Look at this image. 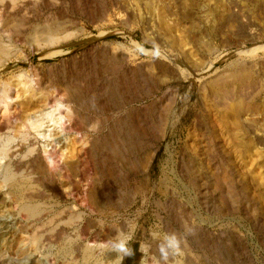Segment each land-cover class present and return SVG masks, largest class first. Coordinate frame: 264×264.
I'll return each mask as SVG.
<instances>
[{"label":"rangeland","instance_id":"rangeland-1","mask_svg":"<svg viewBox=\"0 0 264 264\" xmlns=\"http://www.w3.org/2000/svg\"><path fill=\"white\" fill-rule=\"evenodd\" d=\"M27 1L0 0V84L19 92L16 106L37 93L39 108L20 106L22 118H40L48 107L42 93L78 77L90 98L103 101L106 87L127 95L137 82V89L153 88L131 104L138 110L129 135L137 153L156 132L159 114L166 116L157 151L129 185L131 204L117 210L103 201L101 213L86 209L83 191L122 162L113 149L92 150L89 142L118 125L117 112L106 121L87 113L86 131L85 96L84 109L75 106L84 111L80 129L56 127L55 113L54 123L45 119L44 136L31 125L18 129L20 120L0 132V264H97L95 248L81 235L87 220L111 227L112 240L130 237L135 254L121 264H153L152 246L174 231L181 238L182 224L197 229L203 257L217 256L212 264H264V50L249 51L264 44V0ZM10 26L20 30L19 40L6 32ZM54 27L55 40L43 42ZM105 57L119 69L103 73ZM51 148L59 154L56 164ZM36 155L53 170L43 182L28 167ZM19 184L23 193L39 188L44 196L18 201ZM31 208L37 215L29 221ZM58 225L64 233L47 238ZM101 253L108 260L98 264L116 252L106 246Z\"/></svg>","mask_w":264,"mask_h":264},{"label":"bare ground","instance_id":"bare-ground-1","mask_svg":"<svg viewBox=\"0 0 264 264\" xmlns=\"http://www.w3.org/2000/svg\"><path fill=\"white\" fill-rule=\"evenodd\" d=\"M29 2H31V1H29ZM17 22H19V21H17ZM6 24H7L6 25V27H7L8 26V23H6ZM55 24H56V22H55ZM57 24H58V22H57ZM59 24H61V23H59ZM6 27H5V30H6ZM55 31H56V27H54L53 30L51 31L52 32L51 35H48V37L46 39L43 38V42L44 41H46V42L50 41L51 42V40L53 42V40H55V37H54V32ZM6 32H8V34L10 36L14 37V38L17 37V38H15L16 40L20 36V30L17 29L16 27H14V26L8 27V29H7ZM8 34L6 33V35H8ZM259 50H264V44L263 45H257L254 48L252 47V48L249 49V51H251V52L259 51ZM111 58H109V59L107 58L106 59V57H105L104 58L105 60H104V62L101 65V71L103 73H105V74L113 73V72H115L117 70L118 67H120V64L118 63V61L116 59H114V58H112V59ZM77 79L75 81L74 80L73 81H66V80H64L62 82L57 83L55 85V87H54L53 93H51V94L50 93H42L43 95H42L41 102H44L46 105H48V107L45 108L46 110L40 109V111H41L40 114L39 115L37 114L38 117L40 116L41 119L40 118L34 119L32 117H24V116H23L24 118H22L21 117V113H20V111H21L20 110V106H23V107H25V109H28V110L29 109H34L35 107L39 108L38 107L39 104H37L35 102V100H34V96H36L37 93H34V92L31 93L30 92L29 93L30 96H28L27 98L23 99L22 101L16 103V104H18L16 106V105H14L13 102L16 99H18L19 92L17 90H15V88L13 87V85L10 82L9 83H6V82L5 83L4 82L1 83L2 85L0 84V115H1L0 116L1 117V119H0V132H3L7 128H11L12 126H14L13 125L14 122L20 120V122L17 124V125H19L18 127H20L18 129H21V127L27 129V127L31 125L30 129L31 128L35 129L36 132L38 133V136H44V133H42V132L45 130L44 129L45 123H46L45 119L46 118H50L51 120H49V121H52L54 123L55 122V118L57 119V115H58V120H56V123H54V125L55 124L57 125V123H59L60 126L59 125L58 126L55 125L56 127L61 128L64 131L71 130L72 128H75V127L78 129L79 127H77V126L80 125V123L83 121V120H81V117L80 116H83V115H81V113H83L84 111L81 112V113H79V111L81 109L78 110L77 107L78 106H81V108L84 109L83 108L84 107L83 106L84 103L82 104V102H83L82 101V98L83 97L85 98V96L88 98V101H89V102H86V104L88 103V106L86 107V109H87V111H86V129H85L86 131H87V126L89 125L88 118L90 117V115H91V117H94V118L96 117V121L98 120L97 117H99V120H100V118H102L103 115H105L106 117H104V119H105L104 121H106V120H109V119H114L115 118V112H117V114L119 115V116L117 115L118 116V119L117 120H118V125H119V126L118 125L117 126L119 128L117 126H115V124H114V126H115L114 129L110 130V132L108 134H104V136L102 138H94L95 140L94 141L91 140L89 143L91 144V146L93 148L92 150H94V148H96V147H104V148L107 147V148L113 149V152L117 155V158L121 160L120 163L121 162L122 163L120 164L119 168H117L115 164H110L112 171L110 170V168L108 170V169H105V167H104L105 170H104V172H102L100 174V176H99L100 178L99 179L94 178V179H92V181L90 183L88 182L89 185H90V187L86 191H83V192H86V196H84L83 198L86 199V209L90 210L91 213H99V212L101 213V212L104 211V207H107L108 205L110 206L108 208H110V209L116 208L118 210V209L122 208L123 206L125 207L126 204H129L131 202V200H133V198L135 196L134 195V190L132 188L130 189L129 188V185L131 184V181H132L133 177L141 169V165L144 164V163H146V162H148L149 158L151 157V154H154L157 151V148H158L157 147V142H158V140H160L162 138L161 137V133H163V129L161 128V125L160 124H162V122L164 120L163 119V116L164 117L166 116V114H164L166 111H164V113L162 115L159 114V119L156 122L157 123L156 124V128H157L156 129V132L153 133V136H152L151 139L149 138V140L145 141L144 144L141 145V146H143V149H142V151L140 153L139 152L137 153L136 152V147H137L138 144L133 143V141L130 140L132 138H130L129 135H130V132H132L133 129H134L132 123L134 121L135 115L138 113V110L134 107V105H131V104H133V102L135 100L141 98V97H139L141 95H144L145 97L146 96L147 97L150 96V94L152 93V89L153 88L152 87H149L150 85L149 86L147 85L143 89L142 88H139V89H141V90H139V89L135 88V86H137V84H138V82H137V84L135 83L134 85L132 84V86H131V88H132V90H131L132 91V94L130 92L127 95L125 93H120L118 91H113L112 88L111 89H108L106 87L104 91L106 92L105 94H107V95H105V99L103 101L102 99L99 98V100H98V99H96L97 97L95 98L93 96L90 98L89 97V95H90L89 93H91V92H88L87 90L83 89L81 87V84H78L79 82L77 81ZM28 80H24V82H23V85L25 86V90H23L24 92L30 91L29 88L27 87L29 85L28 84L29 83ZM21 82H19L18 84H20ZM129 84L131 85V82ZM34 85H35V83H34ZM51 87L53 88V86H51ZM84 88H86V87H84ZM84 92L86 93V95H85ZM75 106H77V107H75ZM55 113H56V116H55V118H53V116H54ZM87 113H90L89 117H88ZM78 117L80 118V121L81 122L78 121L79 120ZM104 123L101 122L100 124H97V126H99V128H98L97 131H102V129L105 127ZM116 124H117V122H116ZM92 126H93V128H95V125H92ZM111 128L112 127H110V129ZM7 130H9V129H7ZM48 131H50V130H48ZM86 135H87V133H86ZM86 143H88V142L86 141ZM140 148H142V147H140ZM30 151H32V150H30ZM88 152H90V150L88 151V149H86V154L85 155H87ZM56 153L58 154V152H56L55 150L53 151L52 148L50 149V157L55 162L53 164H56L57 163V161H56V158H57ZM10 155H12V154H10ZM28 163L30 164V166H28V167H30L31 170L33 168V170L37 171L41 175L42 179L40 181L46 180V178L48 176H50V175L53 174V170L50 169L51 167L48 168V166H46V164L43 163V161L37 155L34 158H32V160H30ZM58 164L57 165H51V166H53V168L56 169L57 166H58ZM25 167H27V166H25ZM63 167H65V166H63ZM63 167L61 166V168H63ZM89 167H93V165L91 164V166H89ZM79 168H80V166H79ZM86 168L88 169V166H86ZM64 169H66V168H64ZM66 170H65V174L68 177V176H70V174L68 175V173H67ZM54 174H56V173H54ZM9 175H11V174H9ZM41 177H39V179ZM86 177H88V176H86ZM37 182H39V181H37ZM23 184H19L18 185L19 186L18 187V190H16V197L19 199L18 201L22 200L21 198H23V199L24 198H26V199L28 198L27 200L34 201V202L38 203L37 202V199L40 198L41 196L42 197L44 196L43 192H41L39 190V188L37 187L38 189L29 192V194L23 193V190L24 189H22V187L20 186V185H23ZM118 187H126L127 190L126 191H123L121 189H118ZM103 201H105L104 204H103V206L105 205L104 207L102 206V203H101ZM21 208H24V207H21ZM76 208L77 207L75 206L73 209H76ZM33 209L30 210V211L27 210L28 211V214H27V211L26 212L25 211H22V212H25L28 215V216L27 215L26 216H27V218H28L29 221L33 220V218L37 215V213ZM40 211H42V210L40 209ZM182 225H183V227L186 226L185 224H182ZM188 226H189V224H187V228H188ZM56 227L57 228L54 229V233H52L53 234L52 237H51V234L50 233L49 234L47 233V235H46L47 238L48 237L49 238H53V237L54 238H56V237L59 238L64 233V231H63L64 228L62 230V228L59 225L56 226ZM183 227L181 226V228H183ZM192 228L193 229H191L189 227V229L191 230L190 233H186L185 228L182 229L183 230V232H182L183 233V236H181L180 252L178 254H176L175 256H171L169 258L168 264H212V261L213 260H211V262H210V259L212 258V256L213 257L216 256L215 253H214V255H212L211 253H210L211 255H209V256L206 255V258H205V256L203 257V255L201 253V246L199 244V240L200 239H198L199 236H197V232H196L197 229L195 227H192ZM166 229H168V228H166ZM180 232L181 231L176 232V234L179 237H180V235H179ZM174 233H175V231H174ZM112 234H113V229L111 227H103V229H101V228L98 229V227H96L94 225V223H93L92 220H89V221L87 220L86 221V226H84L82 228L81 235H82V237L83 236H86V240L88 242H90V245H92L95 248L92 252H94L93 255L96 254L95 257H94V259L96 261H99L100 262V260H102V259H107L106 256H103V257L101 256V254H102L101 252L106 247L105 245H107V242L112 241V236H113ZM155 240H157V239H155ZM48 241H50V239ZM160 243L161 242H156L154 244V242H153V244L155 246L154 245L152 246L153 247V252H151V253H153V257H154L153 259L156 260V261L159 260L158 246H159ZM148 249H146V250L148 251ZM147 251H145V252H147ZM89 253H90V251L87 250L86 251V255H89ZM120 255L121 254H118V253H114V254H111V255H107L110 258L109 259V262L107 264H121L122 261H121ZM99 262H97V264ZM92 264H95V262L92 263ZM104 264H105V262H104ZM142 264H144V262Z\"/></svg>","mask_w":264,"mask_h":264},{"label":"clouds","instance_id":"clouds-1","mask_svg":"<svg viewBox=\"0 0 264 264\" xmlns=\"http://www.w3.org/2000/svg\"><path fill=\"white\" fill-rule=\"evenodd\" d=\"M186 233H190V229L185 226ZM130 237H118L115 240L107 242L110 249L120 255L121 261L124 258L133 256L134 250L128 246ZM181 238L176 233L166 235L158 246L159 260L153 261V264H168L169 258L180 252Z\"/></svg>","mask_w":264,"mask_h":264}]
</instances>
